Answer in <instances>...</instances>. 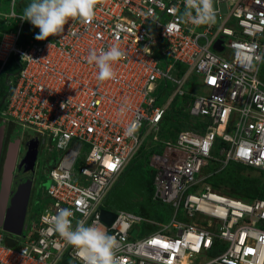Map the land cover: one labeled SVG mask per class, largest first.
I'll return each instance as SVG.
<instances>
[{"label":"built area","instance_id":"built-area-1","mask_svg":"<svg viewBox=\"0 0 264 264\" xmlns=\"http://www.w3.org/2000/svg\"><path fill=\"white\" fill-rule=\"evenodd\" d=\"M17 2L0 10V76L12 58L18 65L0 118L58 156L43 210L20 235L0 227V264H84L53 228L59 209L73 212V226L114 236L119 264H264V199L228 195L203 174L211 160L218 170L236 161L264 172V0H214L215 20L202 25L183 18L184 0H97L90 23L70 20L45 40L37 27L25 32ZM113 46L124 56L115 79L100 81L89 54ZM191 81L207 92H188ZM176 99L200 130L159 138ZM150 134L153 198L171 207L168 222L105 204Z\"/></svg>","mask_w":264,"mask_h":264},{"label":"clouds","instance_id":"clouds-1","mask_svg":"<svg viewBox=\"0 0 264 264\" xmlns=\"http://www.w3.org/2000/svg\"><path fill=\"white\" fill-rule=\"evenodd\" d=\"M184 3L183 18H186L187 22L194 25L214 22V0H184ZM96 4L97 0H30V3L23 9L21 17L40 29L36 39L45 40L50 36L63 34L65 25L70 20L78 19L82 23H90L95 15ZM123 56V51L113 46L108 50H101L99 53L92 51L89 54L88 63H94L98 67L100 81L111 80L116 77L113 63L119 61ZM180 100L178 99L179 103L175 107L183 110ZM176 101L177 99L168 110L174 106ZM192 121L200 127L199 123L193 119ZM28 214L27 211V216ZM73 215L70 209H59L57 214L52 217L51 223L61 237L78 249L84 264H119V259L115 255L118 247L116 238L95 225L85 226L84 223L78 222L73 226L71 219ZM26 223L25 220V225Z\"/></svg>","mask_w":264,"mask_h":264},{"label":"trees","instance_id":"trees-1","mask_svg":"<svg viewBox=\"0 0 264 264\" xmlns=\"http://www.w3.org/2000/svg\"><path fill=\"white\" fill-rule=\"evenodd\" d=\"M28 3H30V0H18L16 9L23 13V9ZM34 27L35 26L32 25L30 21H27L25 32L31 29L33 30ZM4 28H6V26L1 21L0 30ZM15 61V58H12L0 76V102L3 96L7 94L8 90L5 81L6 76L18 66ZM177 103H179L178 99L174 106L166 112L163 118L161 135L162 138L166 140L175 139L181 129H199V126L192 121L187 112L183 111L181 108L175 107ZM4 107L5 104H2L0 110ZM166 128L169 129L165 130ZM153 150L154 148L151 146L145 148L143 145L139 153L126 165L124 171L105 197V204L108 207L126 209L149 219L164 221L166 218L170 217L171 207L153 198L155 188L153 183V172L149 165V156ZM142 157L146 160V164L151 173L135 176V169L139 167V164H135V161ZM132 165L134 166L132 167ZM218 168L217 161L215 160H211L204 168V174L212 172V174L208 175L206 181L213 187L228 195L248 201H252L256 198L264 199V172L236 161H229L228 164L220 170H218ZM246 170L251 171L252 174H246ZM255 170L257 173H254ZM136 179L138 180L136 181ZM120 188H122L123 193L117 195L115 191ZM120 196L122 198H120ZM138 196L141 199L139 198L136 200ZM144 226L146 228L152 225L145 223Z\"/></svg>","mask_w":264,"mask_h":264},{"label":"water","instance_id":"water-1","mask_svg":"<svg viewBox=\"0 0 264 264\" xmlns=\"http://www.w3.org/2000/svg\"><path fill=\"white\" fill-rule=\"evenodd\" d=\"M218 49H221L216 44ZM4 102V99L2 100ZM0 103V105L2 104ZM21 131V128H19ZM3 135L4 126H0V156L3 147ZM35 141L30 142V147L21 161V164L25 163V170L31 171V173L21 179L16 185L15 189L11 191L13 172L17 162V154L19 150V138L12 140L7 147L6 156L4 159L1 179H0V227L5 231L20 235L25 226V220L28 211L29 198L32 188V182L34 177V168L38 158V150L36 148ZM51 184V183H50ZM48 184V187L49 185ZM115 217V214L107 209L102 210V218L111 223ZM6 242L9 245H15L17 240L12 236H6Z\"/></svg>","mask_w":264,"mask_h":264},{"label":"rangeland","instance_id":"rangeland-1","mask_svg":"<svg viewBox=\"0 0 264 264\" xmlns=\"http://www.w3.org/2000/svg\"><path fill=\"white\" fill-rule=\"evenodd\" d=\"M221 8L224 9L223 6H221ZM0 10H2L4 12L10 11L9 1L8 0H3V1L0 0ZM259 77L264 79V63L262 64L261 69L259 71ZM185 89L188 92H192L194 94H202V93H206L207 92V89L202 85L201 81L188 82L185 85ZM161 129H163L162 125H161ZM167 129H169V128H166L165 130H167ZM28 132L32 133V131H30L28 129H24L23 130L24 135L27 134ZM161 132H162V130L160 132H157V135H158L159 138H162ZM152 136H153V134H150L148 136L147 141H149V143L144 145L145 148H149V146L151 144L150 140H151ZM155 149H158V148L155 147ZM57 156H58L57 150H55V149L50 150L48 148H46L45 150L42 149V151H41V153L39 155V158H38L37 162L38 163L40 162L41 166L37 167L38 168L37 171H38V174L40 175L41 178L46 176V178H45V182L46 183L44 184L45 187L38 193V197L35 198L33 206L31 207V211H29V214H28V216L26 218V222H28L31 214L33 215L34 213H37V214L40 213V211H42L44 206H45V202L49 201V198L46 196V189L45 188L48 187V184L51 183V178L48 176V172H49V169L51 168L55 158H57ZM137 163L139 164V167L135 169L136 170V172L134 173L135 176H140L141 174H144V173L145 174H150L151 173V171L149 170V168H148V166L146 164V160L143 157L140 158L139 160H136L135 164H137ZM134 165H132V167ZM245 173L246 174H250V173L252 174V172L249 171V170L248 171L246 170ZM254 173H257V171L255 170ZM137 180L138 179H136V181ZM115 192L117 193V195H120V194L123 193L122 192V188L117 189ZM120 198H122V197L120 196ZM139 198H140L139 196L136 197V200L139 199ZM168 219H169V217L166 218L164 221L168 222Z\"/></svg>","mask_w":264,"mask_h":264},{"label":"flooded vegetation","instance_id":"flooded-vegetation-1","mask_svg":"<svg viewBox=\"0 0 264 264\" xmlns=\"http://www.w3.org/2000/svg\"><path fill=\"white\" fill-rule=\"evenodd\" d=\"M4 126V135H3V147L1 151V156H0V179H1V171L4 163V159L6 156V151L8 144L12 141L15 140L16 138H19V150H18V158L17 162L15 165V169L13 172V181H12V186H11V191H13L18 184V182L27 177L31 171L25 170V163L21 164L22 159L24 158L25 154L27 153L29 147H30V142L33 140L35 141L34 143L36 144V148L38 150V158L39 155L43 149L42 144L39 142V138L34 135V134H25L21 131H19L18 127L12 123V122H5L0 118V126ZM38 160V159H37ZM40 167V162L38 163L36 161V165L34 168V177H33V182H32V188H31V193H30V198H29V204H28V213L31 211V207L33 206V203L35 201L36 195L45 187V177H40L37 171V167Z\"/></svg>","mask_w":264,"mask_h":264},{"label":"snow or ice","instance_id":"snow-or-ice-1","mask_svg":"<svg viewBox=\"0 0 264 264\" xmlns=\"http://www.w3.org/2000/svg\"><path fill=\"white\" fill-rule=\"evenodd\" d=\"M111 167H113V168H114V167H115V165H112Z\"/></svg>","mask_w":264,"mask_h":264}]
</instances>
